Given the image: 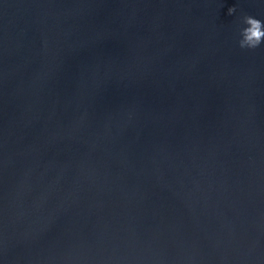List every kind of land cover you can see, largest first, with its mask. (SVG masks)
<instances>
[{"label":"water","instance_id":"obj_1","mask_svg":"<svg viewBox=\"0 0 264 264\" xmlns=\"http://www.w3.org/2000/svg\"><path fill=\"white\" fill-rule=\"evenodd\" d=\"M245 16L264 0H0V264H264Z\"/></svg>","mask_w":264,"mask_h":264},{"label":"clouds","instance_id":"obj_2","mask_svg":"<svg viewBox=\"0 0 264 264\" xmlns=\"http://www.w3.org/2000/svg\"><path fill=\"white\" fill-rule=\"evenodd\" d=\"M235 11L234 7L228 8V14L231 15ZM244 27L241 30V39L238 44L241 48H256L264 41V22L251 16L244 17Z\"/></svg>","mask_w":264,"mask_h":264}]
</instances>
